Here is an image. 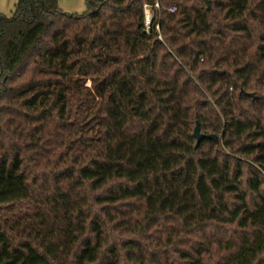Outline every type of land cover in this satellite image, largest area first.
<instances>
[{"label": "trees", "instance_id": "obj_1", "mask_svg": "<svg viewBox=\"0 0 264 264\" xmlns=\"http://www.w3.org/2000/svg\"><path fill=\"white\" fill-rule=\"evenodd\" d=\"M114 1L0 14V264H264V0Z\"/></svg>", "mask_w": 264, "mask_h": 264}, {"label": "crops", "instance_id": "obj_2", "mask_svg": "<svg viewBox=\"0 0 264 264\" xmlns=\"http://www.w3.org/2000/svg\"><path fill=\"white\" fill-rule=\"evenodd\" d=\"M18 2L19 0H0V14L11 17ZM59 5L68 13L75 14L86 12L88 9L87 0H65V4L61 3V0H59Z\"/></svg>", "mask_w": 264, "mask_h": 264}, {"label": "built area", "instance_id": "obj_3", "mask_svg": "<svg viewBox=\"0 0 264 264\" xmlns=\"http://www.w3.org/2000/svg\"><path fill=\"white\" fill-rule=\"evenodd\" d=\"M162 4L160 0H156L155 4H147L144 6V24L142 25L143 30L146 33H150L156 22L160 20L161 17ZM176 8L169 9L170 13H175ZM151 18V20H149ZM156 30L160 32L159 24L156 26Z\"/></svg>", "mask_w": 264, "mask_h": 264}, {"label": "water", "instance_id": "obj_4", "mask_svg": "<svg viewBox=\"0 0 264 264\" xmlns=\"http://www.w3.org/2000/svg\"><path fill=\"white\" fill-rule=\"evenodd\" d=\"M208 6H210V5L208 4ZM250 97L251 98H254L255 96H254V94H252V95H250ZM194 138L197 141L196 149H198L199 146L201 145V143L203 141H206V140L218 142V138L216 136H213V135L212 136H209V135L204 134L201 131V128H200V124L199 123L196 124V127L194 129Z\"/></svg>", "mask_w": 264, "mask_h": 264}, {"label": "rangeland", "instance_id": "obj_5", "mask_svg": "<svg viewBox=\"0 0 264 264\" xmlns=\"http://www.w3.org/2000/svg\"><path fill=\"white\" fill-rule=\"evenodd\" d=\"M129 0H115L114 2L117 4V5H125L126 6V3H128ZM61 3L65 4V0H61ZM86 9V7H85ZM84 9V10H85ZM65 10V9H64ZM85 12H82V13H79V14H84ZM13 16V15H12ZM11 16V17H12ZM90 82L88 83V86H90ZM196 127V126H195Z\"/></svg>", "mask_w": 264, "mask_h": 264}, {"label": "bare ground", "instance_id": "obj_6", "mask_svg": "<svg viewBox=\"0 0 264 264\" xmlns=\"http://www.w3.org/2000/svg\"><path fill=\"white\" fill-rule=\"evenodd\" d=\"M149 20H151V18H149Z\"/></svg>", "mask_w": 264, "mask_h": 264}]
</instances>
